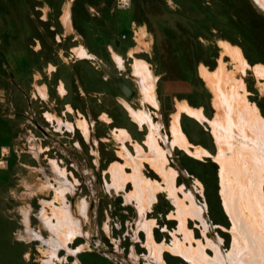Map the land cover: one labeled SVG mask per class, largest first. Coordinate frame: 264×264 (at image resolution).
<instances>
[{
    "label": "rangeland",
    "instance_id": "rangeland-1",
    "mask_svg": "<svg viewBox=\"0 0 264 264\" xmlns=\"http://www.w3.org/2000/svg\"><path fill=\"white\" fill-rule=\"evenodd\" d=\"M124 4L128 6L123 8ZM68 5L70 29L66 30L61 17ZM222 42L239 49L248 65L243 71L235 73ZM74 48H82L84 56L76 57ZM5 49L25 50L26 65L9 69L2 56ZM135 58L145 61L153 73L156 107L142 103L132 69ZM221 63L243 82L246 100L264 118V79L253 71L257 65L264 67V11L253 0H0V107L10 116L15 139L11 149L0 151V168L10 171L11 187L5 191L6 198H0V213L13 219L0 217V264H45L47 255L41 249H49L50 234L39 219L38 200L51 201L54 192L38 189L45 176L36 169L42 168L54 183L52 162L73 184V191L65 194L66 204L71 211L82 204L88 220L77 213L81 234L68 243L70 249L87 244L86 249L67 255L60 248L56 252L60 261L53 259L50 264H156L144 246L145 232L137 227L134 202L125 201L122 192L107 189L109 166L122 162L116 154L121 150L117 130L126 128L131 133L132 141L125 142L129 152L135 154V142L148 151V127L143 125L139 131L122 101L134 110L148 107L167 165L176 172L174 185L191 194L202 208L204 224L192 216L184 223L194 239L191 244L218 240L226 256L232 247V221L221 195L220 167L214 159L218 149L208 123L216 113L214 97L200 75L203 68L214 72ZM116 74L124 90L113 78ZM179 103L204 114L206 120L199 122L181 113L180 124L188 141L207 155L197 158L172 144V117ZM51 115L63 124L58 126ZM78 120L87 122V138L76 127ZM141 171L162 187L145 214L154 221L153 239L166 244L176 237L183 241L176 205L163 189L161 176L147 163H142ZM132 190L131 184L125 185L127 193ZM261 190L264 199V184ZM178 196L184 198L181 192ZM184 202L190 206V200ZM54 204L60 206L57 200ZM45 208L50 213V207ZM24 209L29 215L27 226L47 242L19 238L25 230L20 221ZM205 252L214 256L210 246ZM263 254L259 251L249 264H261ZM64 256L66 262L61 260ZM163 260L189 264L183 255L168 251Z\"/></svg>",
    "mask_w": 264,
    "mask_h": 264
},
{
    "label": "bare ground",
    "instance_id": "bare-ground-1",
    "mask_svg": "<svg viewBox=\"0 0 264 264\" xmlns=\"http://www.w3.org/2000/svg\"><path fill=\"white\" fill-rule=\"evenodd\" d=\"M253 2L264 11V0H253ZM65 23L67 22L65 21ZM221 47L232 60L235 73L243 71L248 66L238 48L232 47L226 42H222ZM76 55L83 57L84 51L77 49ZM101 68L109 75L111 74L103 65ZM132 69L142 94V103H149L156 107L154 77L147 63L135 58ZM253 71L256 76L264 79L262 65L255 66ZM228 72L222 63L214 72H209L204 68L200 72L214 97L213 106L216 113L208 123L218 149L214 159L220 167L221 195L225 210L232 221V247L226 256H223L218 240H207L206 245L197 241L196 247L191 244L194 239L184 223L187 216H192L197 217L204 224L202 208L194 202L191 194L186 193L182 188L177 189L174 185L176 172L167 165L166 151L157 141L156 130L152 126L148 110L128 108L133 122L137 123L139 127L146 124L149 129L145 140L148 151L139 144H134L135 156L123 155L122 152H119L118 154L125 159V163L114 162L109 166L111 184L107 185V189H113L115 193L121 191L125 201L134 202L137 211V227L145 232L144 246L148 251V257L156 264H165L163 260L165 251L174 255H183L189 264H229V262L249 264L257 257L259 251L264 253V199L261 190V186L264 184V118L261 117L256 106L246 100L243 82L235 78L234 72ZM113 78H117V84L124 90V83L118 79L117 74ZM176 107L178 111L176 114L173 113L171 123L172 144L185 150L191 156L207 155L208 152L202 147L188 141L179 124L181 113H185L199 122L206 120L204 114L200 109H194L186 103H179ZM76 123L87 138L88 124L84 120H78ZM124 131L120 130L118 134H115V137L121 142L130 139ZM34 154L36 153L34 152ZM142 163L149 164L161 176L165 185L163 189L176 205L177 218L180 221L179 231L184 236L183 241L176 237L171 244H166L164 242L157 243L153 239L151 228L154 221L147 220L145 214L151 208L153 201L156 200L155 192L162 187L158 182H153L154 180L151 181L143 176ZM125 166L130 167L131 172H127L124 169ZM53 168L55 170L53 169V174L50 175L57 184L54 187L49 185V176L40 169V172L45 176L42 188L53 187L54 191H52L55 192L53 200H57L60 205L56 207L49 202H42L39 219L50 234L49 249H41V253L47 255L45 264L52 263L53 259L60 261L56 255L60 248H64L68 255L83 251L87 247V244H82L75 250L69 247L68 243L81 234V218L87 219L86 210L82 204L77 203L76 211H70L64 201V193L71 192V184L65 178L63 170L55 164ZM127 183H130L133 188L129 193L124 190ZM178 192L184 195L183 199L178 196ZM186 199L190 200V206L185 204ZM45 207H50V213L46 212ZM77 213L82 217L80 218ZM22 215L25 230L19 237L38 239L41 243L47 242L38 231L33 232L27 226V209L22 211ZM207 246H210L214 251L212 258L205 252ZM262 257L264 258V254ZM61 260L67 261L65 256Z\"/></svg>",
    "mask_w": 264,
    "mask_h": 264
},
{
    "label": "crops",
    "instance_id": "crops-1",
    "mask_svg": "<svg viewBox=\"0 0 264 264\" xmlns=\"http://www.w3.org/2000/svg\"><path fill=\"white\" fill-rule=\"evenodd\" d=\"M67 12V13H66ZM64 19H65V21L68 23H65V21H64ZM61 21H62V24H63V26L66 28V30H69L70 29V18H69V5H68V7H67V9L64 11V13H63V15H62V17H61ZM69 21V22H68ZM68 25V26H67ZM77 49H80V50H82L83 51V49L82 48H77ZM77 49H73V53H74V55L77 57V55H76V50ZM2 56H3V58H4V60H5V62L9 65V69H17L18 67H23V66H25L26 65V63H27V61H28V55H27V52L25 51V50H4L3 52H2ZM79 57V56H78ZM81 58V57H80ZM41 95L42 96H45V94L43 93V92H41ZM2 99H0V101H1ZM123 102V107H125V109L128 111V113H129V117H130V120H131V122H133V119H132V117H131V115H130V112H129V109L128 108H131L132 110H134V108H132L130 105H129V103H127L126 101H122ZM146 108V107H145ZM148 108V107H147ZM146 108V109H147ZM70 109V108H69ZM137 110H139V109H137ZM185 114V113H184ZM187 115V114H186ZM49 117H51V118H56V116L54 117L53 115H51V116H49ZM104 118H105V116H104ZM56 120H57V123H58V126H61L62 124H63V121H61L60 119H58V118H56ZM85 121V120H84ZM86 122V121H85ZM87 123V122H86ZM136 126H137V128L139 127V125L137 124V123H135V122H133ZM179 124H180V119H179ZM143 125H146V124H142L139 128H138V130L140 131L142 128V126ZM147 126V125H146ZM66 127L68 128V129H73V127H74V125L72 126L70 123H66ZM76 127L77 128H79L78 126H77V123H76ZM180 127H181V124H180ZM87 128H89L88 126H87ZM80 129V128H79ZM183 128H181V130H182ZM120 130H122V131H124V132H126L127 134H128V136H129V140H131L132 141V136H131V133H129L128 132V130L126 129V128H120L119 130H117V132L119 133V131ZM80 131H81V129H80ZM184 130H182V132H183ZM82 132V131H81ZM88 132H89V129H88ZM117 133V134H118ZM83 135H84V133H83ZM185 135V134H184ZM85 136V135H84ZM87 136H88V134H87ZM187 138V137H186ZM118 140V139H117ZM129 140H124L123 142H121V141H119L120 142V144H121V150L120 151H118L116 154H117V157L118 158H120L121 160H122V162H119V161H114V162H119V163H122V164H124L125 163V159L123 158V157H121L118 153L119 152H122V154L123 155H130V156H135L136 155V153L135 154H132L131 152H129V150L126 148V146H125V142H127V141H129ZM14 142H15V139H14V134H13V127H12V123H11V121H10V116L9 115H7L4 111H3V109L0 107V151L1 150H5V148H8L9 147V149H11L12 148V145H14ZM134 143V142H133ZM134 144H138L137 142H135ZM140 145V144H139ZM141 146V145H140ZM142 147V146H141ZM126 150H125V149ZM135 148V147H134ZM34 152V151H33ZM35 153L36 154H34L35 156H37L38 157V153H37V151H35ZM113 162V163H114ZM53 164V165H52ZM52 166H51V168H52V170H51V172H50V174H53V166H54V164L55 163H53L52 162ZM56 166H57V164H55ZM149 165V164H148ZM58 167V166H57ZM59 168V167H58ZM126 168H130V167H128V166H125L124 167V169L126 170ZM1 169V168H0ZM40 169H42V168H39V169H36V171H38L41 175L43 174L42 172H40ZM43 170V169H42ZM55 170V169H54ZM61 170H63V169H61ZM130 170H131V168H130ZM36 171H34V172H36ZM64 171V170H63ZM10 172V171H9ZM8 172V170H0V198H2V200H4L5 198H6V193H5V191H7V190H11V187H9V185H10V177L7 175V174H10ZM43 172H44V170H43ZM45 173V172H44ZM64 173H65V171H64ZM65 178L67 179V181L69 182V180H68V178H67V176H66V173H65ZM52 180L54 181V179L52 178ZM48 182L50 183L49 185H51V186H53L54 187V185L55 186H57V184L54 182H52V181H50V179H48ZM43 183H45V181L43 182ZM69 184H71L70 186H71V189L73 190V184L72 183H70L69 182ZM127 184H130V183H127ZM126 184V185H127ZM42 185H44V184H41L40 185V187L38 186V189L39 190H44V189H50V190H53L54 191V189H53V187L52 188H42ZM124 190H125V187H124ZM69 193H71L70 191H68ZM68 192H66V193H64V198L66 197L65 196V194H68ZM121 192V191H120ZM2 194V195H1ZM54 196H55V192H54ZM54 199V198H53ZM51 200V201H48V200H44V199H40V200H38L39 202H38V204H40L41 206H42V202L43 201H46V202H49L50 204H52V205H55L54 204V200ZM41 201V202H40ZM64 201H65V203H67L66 202V198L64 199ZM59 203V202H58ZM68 207H69V209H70V205L69 204H66ZM50 206V205H49ZM75 210V209H74ZM71 211V210H70ZM72 212H74V211H72ZM3 213H0V217L3 219V220H7V221H9V222H13V219H12V217H8V216H5V215H2ZM20 221H22V223H23V218L22 219H20ZM28 221H29V215H28ZM17 231H21V230H17ZM15 234V235H17V232H13L12 231V234ZM21 235V233L19 234V236ZM20 238V237H19ZM18 240V239H17ZM19 241V240H18ZM22 242H25V241H22Z\"/></svg>",
    "mask_w": 264,
    "mask_h": 264
},
{
    "label": "built area",
    "instance_id": "built-area-1",
    "mask_svg": "<svg viewBox=\"0 0 264 264\" xmlns=\"http://www.w3.org/2000/svg\"><path fill=\"white\" fill-rule=\"evenodd\" d=\"M126 6H128V4L122 5L123 8H125ZM122 38H125V35H122ZM1 166H3V165H1Z\"/></svg>",
    "mask_w": 264,
    "mask_h": 264
},
{
    "label": "water",
    "instance_id": "water-1",
    "mask_svg": "<svg viewBox=\"0 0 264 264\" xmlns=\"http://www.w3.org/2000/svg\"><path fill=\"white\" fill-rule=\"evenodd\" d=\"M119 88H120V86H119ZM121 89V88H120ZM122 90V89H121ZM35 123V125L39 128V129H41L40 127H39V125L36 123V122H34ZM42 130V129H41Z\"/></svg>",
    "mask_w": 264,
    "mask_h": 264
},
{
    "label": "flooded vegetation",
    "instance_id": "flooded-vegetation-1",
    "mask_svg": "<svg viewBox=\"0 0 264 264\" xmlns=\"http://www.w3.org/2000/svg\"><path fill=\"white\" fill-rule=\"evenodd\" d=\"M35 122V121H34ZM37 123V122H36ZM38 124V123H37ZM40 127V126H39ZM40 128H42V127H40Z\"/></svg>",
    "mask_w": 264,
    "mask_h": 264
}]
</instances>
